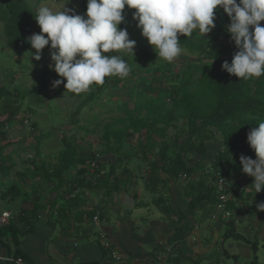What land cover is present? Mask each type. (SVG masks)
<instances>
[{
	"label": "trees",
	"instance_id": "obj_1",
	"mask_svg": "<svg viewBox=\"0 0 264 264\" xmlns=\"http://www.w3.org/2000/svg\"><path fill=\"white\" fill-rule=\"evenodd\" d=\"M82 6L86 12L87 0H83ZM33 12L25 0H3L0 3V22L5 26L6 45L9 49L18 52L30 50L31 45L27 43L26 37L38 32ZM217 20L230 23L227 14L221 9L216 14V30H213L211 37L206 36L207 34L203 37L198 30H194L190 37L180 36V46L197 55L201 61L199 66L196 64L190 66L192 69L190 73L189 70L174 71L171 63L149 65V60L153 57L149 52H142L138 56L114 52L113 55H118L127 62L131 71L125 78L106 77L104 84L121 90L127 89L130 92V100L120 106L123 116L104 126L101 136L104 149L100 152L92 150L94 144L91 142L85 147L79 146L74 140L78 137L65 135L62 138L63 148L59 151L58 162L55 165L46 164L34 156L26 161L28 168H24L22 173L15 172L14 178L21 176L19 181L23 182L27 181L28 175L33 178L36 176L38 182L44 183L45 188L41 186L40 189H46L53 194L49 206L52 204L54 207L62 202L52 215L57 220L62 217L66 219L69 214L74 210L76 212L86 203L87 193L92 189L109 186L113 192L119 190L122 180L117 175L118 171L125 173L126 166L122 169L121 166L128 165L133 158L131 152L129 154L123 152L127 145L136 150L145 162L148 168V174L144 179L145 189L153 195L169 187L171 181L180 182L183 176L187 175L189 180H186L187 185L184 186L185 195L189 200L190 210L197 212L198 209L205 207L214 208L220 202L216 185L220 178H226L229 181L225 192L229 197L227 209H235L240 214L235 203L244 201L248 206L252 205L251 214H254L258 209L256 205L264 198V189L255 193L252 185L254 178L242 172L240 156L243 154L256 158L254 150L247 142V133L260 122H264V77L244 80L222 70L223 62L227 60L230 63L238 49L227 32V26L217 25ZM260 23L264 26V21ZM219 39L223 41L218 43ZM53 71L46 66L41 72L38 79L40 86L33 89L36 98L40 92L48 89L46 81ZM175 75L179 76L177 80H173ZM159 82L161 85L151 87V83ZM102 85L96 84V91L78 105L77 112H81L86 105L96 102L101 97L99 91ZM5 87L4 84L0 86V99L11 93ZM152 89L156 91V95L147 94ZM21 95L26 96L27 92H21ZM4 107L9 108V105L6 102L0 103V114L5 113ZM16 109L7 112L6 120L0 121V144H5L1 149L6 147L7 143L8 130L5 128L13 124L20 107ZM36 125L32 124L33 127H37ZM84 126L80 129L88 136L89 130ZM168 128L176 131L171 138L168 135ZM214 142H219L218 149L216 147L213 149ZM105 154L113 157L105 160ZM204 155L210 157L207 165L195 159ZM93 162L99 167L96 172H103L102 177L97 180L91 177ZM104 164L108 167L106 172L103 169ZM9 166L8 173L12 171L15 163L14 166ZM208 167L211 172L204 170ZM2 169L3 167L0 168ZM198 170L204 172L199 178L193 179V174ZM22 184L24 185V182ZM7 187L1 196L3 199L13 198L14 192L28 195L24 189ZM41 190L36 189L34 194L44 198V195L40 194ZM164 200L161 194L155 202L157 205H164ZM31 204L30 212L24 214L27 220L29 215L37 216V212L45 207L39 200L32 201ZM137 206L141 207L143 203L139 202ZM76 215L78 219H86L92 223L95 216L101 217L100 212L94 210L78 211ZM19 217L21 221V215ZM233 219L227 220L226 225L230 229L225 232L224 239L236 238L248 243L253 252L251 264H260L256 255L259 248L258 240L252 242L241 237L235 229ZM15 223L10 222L0 230H12L16 241L18 236ZM192 264H200V260L196 259Z\"/></svg>",
	"mask_w": 264,
	"mask_h": 264
},
{
	"label": "rangeland",
	"instance_id": "obj_2",
	"mask_svg": "<svg viewBox=\"0 0 264 264\" xmlns=\"http://www.w3.org/2000/svg\"><path fill=\"white\" fill-rule=\"evenodd\" d=\"M25 1L28 2L29 7H31L33 11H35L36 7L44 5L51 6L54 11H59L62 9L64 3V0ZM1 2H3V0H0V3ZM82 4L83 0H69L66 7L75 9L78 14H84L85 12L83 11ZM134 11V9H129L126 6L124 12L125 21L120 25L121 28L127 29L130 39L136 41L134 53L126 51H121V53H130L133 56H138L142 54V52H149L153 55L149 60V65L155 66L157 64L169 63L162 59L157 60V53L154 51L153 46L148 43L147 38L142 36L141 30L136 26L137 21L134 20L132 16ZM36 24L38 30L37 33H39L41 29L37 21ZM218 24L222 25V27H226L229 22L217 20V25ZM214 29L216 30V27ZM4 32L5 26L3 25V22H0V86L4 84L6 86L5 88L9 89L11 92L10 95L6 96L4 99H0V103L4 104L6 102L9 105V108H6L7 106L4 107L5 113L0 114V121L6 120L7 112L15 110L18 106L20 109L18 110L16 117H14L15 121H13V124H11L10 127L8 126L5 128L8 130L6 147L1 149L5 144H0V168L3 167V169L0 170V186L7 185L18 189L29 188V192H31V190L35 191L36 189L41 190L40 188L41 186L44 187V183L38 182L36 176L33 178L28 175L26 178L27 181H23V185V182L19 181V178H22L21 176L14 178L15 172L22 173L24 168H28L26 161L34 156L39 157L41 160L45 161L46 164L55 165L58 162L59 151L63 148L62 138L65 135L78 137L74 140L79 146L85 147L91 142L94 144L92 150H97V152L103 150L104 146L101 142V136L104 131V126L111 124L115 118L123 116L124 113L120 110V106L123 102L130 100V92L127 91V89L121 90L120 88H113L110 84H104L99 91L101 97L97 99L96 102L86 105L81 112H77L78 105L89 94L96 91V84L94 83L88 90L82 91L79 94L67 91L63 83L60 86L53 88V81L61 79V77L53 71L49 75V79L47 78L46 81L48 89L44 92H40V95H37L38 98H36L33 89H38L40 86L38 80L40 74L45 70L46 66L49 67V65L53 63L49 52L50 45L45 46L42 50V58L40 60H35L34 56H31V53H34L36 50L32 47L25 52H18L9 49L6 45L7 41ZM212 32L208 33L209 35L207 34L206 36L211 37ZM221 39L218 40V43L223 41ZM182 48L184 49V52L171 62V64H173L174 71L176 72H178V70H189L190 73L192 70L190 66L192 64L199 66L201 61H199L200 59L197 55L190 53V51L186 50L184 47ZM111 54L112 53H105V55ZM30 59L32 60V68L30 66ZM141 59L142 58H140V60ZM198 76H200V74ZM178 77L179 76L175 75L173 80H177ZM263 77L264 75L253 78L257 79ZM158 85H161L160 82L158 84L151 83L152 88H156ZM24 91L27 92L26 96L21 95V92ZM134 91H137V89H134ZM147 94L156 95V91L152 89L151 91H148ZM39 98H41V100H39ZM22 120L23 122H21ZM33 123L37 124V127H33ZM72 123H75V125H72ZM179 124V126H181V123ZM83 126L88 128V136H86L80 129V127ZM113 128H117V126H113ZM175 132V130L168 128V135L170 138ZM1 142H3V140H1ZM211 146H213V144ZM211 146H208L211 148L210 150H213L215 147L218 149L219 142H214L213 149ZM123 152L124 154H129L131 152L133 158L129 161L128 165L124 164L121 166V169L126 166L127 171L125 173L118 171V177H121L124 180L126 179L125 182H122L120 185L121 188L124 189L127 184L139 183L141 196L144 201L147 202L149 210H151V212H156L158 209L157 204L152 202V200L157 193L153 195L145 189L144 179L148 174V168L145 162H143V159L136 150H132V148L127 145H125ZM111 157H113V155H104L105 160ZM195 159H198L197 161H203L204 165H207L206 163L210 157L204 155L202 157H196ZM197 161L194 163L196 164ZM9 165L14 166V168L8 173V171H10V169H8V167H10ZM103 169L105 172L108 170L106 164L103 165ZM204 170L211 172L209 167ZM203 172V170L196 171L192 178H199ZM178 183L182 186L187 185L186 182L184 183L182 181ZM45 191L47 192L46 189L41 190L40 192V194L45 195L44 197H46ZM1 195L2 194L0 193V197ZM87 195L89 194L87 193ZM51 197H49V199H51ZM19 198L23 200L22 195ZM1 199L2 198H0V200ZM260 202H264V198ZM59 203L62 204L61 201ZM235 204L240 210L239 217L233 219L234 226L236 227L235 229L241 237L247 238L252 242L258 240L259 248L256 255L260 264H264V232L262 233V228H264V211L257 209L254 214H251V201V206H248L244 201H237ZM1 207L2 209H10L11 211L14 209V206L9 201L2 202ZM45 209L48 212L50 206L47 205ZM141 210L145 211V214H142L144 217H147L150 214L145 208H142ZM214 211L215 209L212 207H205L198 209L196 212V221L198 227L201 229L200 246L202 248H207V253L199 257L200 264H251L253 252L251 251L250 245L243 240H236V238L224 239V234L227 229H230V227L226 225L227 219L225 218L221 217L219 219L218 216L216 219H212L210 215H212ZM133 218H136V216H133ZM55 219L56 218H54V220ZM219 221L221 222V225H219ZM55 223L56 222L54 221V224ZM197 237H195L196 241L198 240ZM173 248L174 253L180 258L184 251L176 249L177 247ZM168 250L171 251L170 248H165L166 253H168ZM190 251L191 252L188 255L195 256H191L188 261L186 260L184 262L185 264H192L194 259L197 258V253H194L192 249ZM232 256H236L237 258L233 259ZM170 258L171 257H169V259ZM182 259L184 260V258ZM164 264H170V262L167 261L164 262Z\"/></svg>",
	"mask_w": 264,
	"mask_h": 264
},
{
	"label": "clouds",
	"instance_id": "obj_3",
	"mask_svg": "<svg viewBox=\"0 0 264 264\" xmlns=\"http://www.w3.org/2000/svg\"><path fill=\"white\" fill-rule=\"evenodd\" d=\"M68 3L64 0L59 11L48 5L36 7L33 13L41 31L26 37L36 50L31 53L35 60L50 45L53 63L49 67L61 77L53 81V88L63 83L67 91L79 94L94 83L104 84L106 77L129 75L127 62L113 55L134 53L136 46L127 29L120 27L126 6L135 10L136 26L153 46L157 60L169 63L184 52L180 36L190 37L198 30L205 37L216 27V14L222 9L230 20L227 32L238 49L230 63L223 62L222 70L244 80L264 75V26L260 23L264 21V0H87L84 14L66 7ZM247 142L256 158L241 154V170L254 178L252 185L259 193L264 189V122L247 133ZM256 206L264 211V202Z\"/></svg>",
	"mask_w": 264,
	"mask_h": 264
},
{
	"label": "crops",
	"instance_id": "obj_4",
	"mask_svg": "<svg viewBox=\"0 0 264 264\" xmlns=\"http://www.w3.org/2000/svg\"><path fill=\"white\" fill-rule=\"evenodd\" d=\"M119 178L123 183L126 180ZM181 181L186 182L184 178ZM7 188V185L0 186V193L3 194ZM122 189L121 186L116 192L111 191L109 186L92 189L84 205L76 212L74 210L66 219L62 217L59 220H54L52 212L61 204L54 207L51 204L48 212L45 209L50 204L49 197L53 195L49 191L46 192L47 198L34 194V190L29 192V188L24 189L27 196L14 192L13 198L0 197V213L11 212L10 222H16L18 236L16 242L12 230H0V256L22 257L28 264H164L167 261L170 264H183L191 256H195L188 255L191 249L197 253L196 259L207 253V248L200 246L201 229L196 221L195 210H190L188 206L184 186L171 181L169 187L157 192L152 202L161 194L165 200L164 205H157L156 212L149 210L147 202L141 196L139 183L127 184ZM21 195L23 200L19 198ZM37 200L44 203L45 207L37 212V216L29 215L27 220L24 214L30 212L32 201ZM4 201L12 203L13 211L2 209ZM139 202L143 206H137ZM142 208L150 212L147 217L142 215L145 214ZM82 210L100 212L99 224L78 219L76 213ZM173 247L184 251L181 255L184 260L177 257ZM165 248H170L171 251L166 253ZM113 252L121 258L113 259ZM159 256L162 261H158ZM0 264L13 263L0 260Z\"/></svg>",
	"mask_w": 264,
	"mask_h": 264
},
{
	"label": "built area",
	"instance_id": "obj_5",
	"mask_svg": "<svg viewBox=\"0 0 264 264\" xmlns=\"http://www.w3.org/2000/svg\"><path fill=\"white\" fill-rule=\"evenodd\" d=\"M99 161H100V159H99ZM92 167H93V169L91 170V177L93 178V180H97V178L102 177L103 172H101V171H99V173L96 172L99 170V167L95 162L92 163ZM183 178L185 180H189V177H187V175H184ZM228 185H229V181L226 178H220L217 181L216 188H217V191L219 193L220 202L218 204H216V206L214 207V209H215L214 213L212 212L213 214L210 215L212 219H216L218 216H219V219L222 217V218H225L227 220L229 218L239 217V213L237 210L227 209V202L229 200V197L225 192H226ZM10 218H11L10 212H3L2 215L0 216V228L4 227V226H8ZM99 221L100 220H99L98 215L93 218L94 225H98ZM111 257L115 260H119L121 258L115 252H113L111 254ZM157 259H158V261H162V257H160V256ZM0 260L10 261L13 264H28L22 257H3V256H0Z\"/></svg>",
	"mask_w": 264,
	"mask_h": 264
}]
</instances>
